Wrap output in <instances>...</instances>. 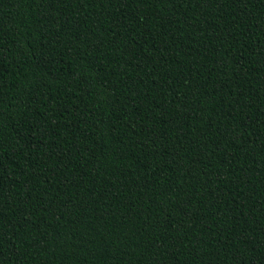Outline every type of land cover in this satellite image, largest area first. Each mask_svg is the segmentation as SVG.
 Returning a JSON list of instances; mask_svg holds the SVG:
<instances>
[{"label": "trees", "instance_id": "16d2710c", "mask_svg": "<svg viewBox=\"0 0 264 264\" xmlns=\"http://www.w3.org/2000/svg\"><path fill=\"white\" fill-rule=\"evenodd\" d=\"M0 264H264V0H0Z\"/></svg>", "mask_w": 264, "mask_h": 264}]
</instances>
